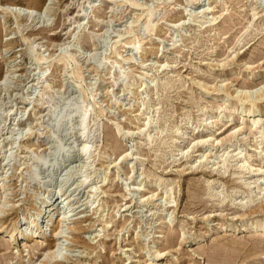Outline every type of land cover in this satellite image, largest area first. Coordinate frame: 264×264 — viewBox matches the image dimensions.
I'll list each match as a JSON object with an SVG mask.
<instances>
[{
	"label": "rangeland",
	"instance_id": "obj_1",
	"mask_svg": "<svg viewBox=\"0 0 264 264\" xmlns=\"http://www.w3.org/2000/svg\"><path fill=\"white\" fill-rule=\"evenodd\" d=\"M263 106L264 0H0V264H264Z\"/></svg>",
	"mask_w": 264,
	"mask_h": 264
},
{
	"label": "bare ground",
	"instance_id": "obj_2",
	"mask_svg": "<svg viewBox=\"0 0 264 264\" xmlns=\"http://www.w3.org/2000/svg\"><path fill=\"white\" fill-rule=\"evenodd\" d=\"M27 9H29V7H26ZM16 9V8H15ZM30 13L28 14L29 16L31 15V11H29ZM20 15V14H19ZM243 100V99H242ZM261 105V103H252V105L250 106V107H248V108H246V109H244V111H245V113L247 114V115H254V113H256L259 109H260V106ZM227 106H225L224 108H222L221 110H220V112H222L225 108H226ZM264 107V106H263ZM71 110V109H70ZM90 111H92L91 109H89ZM226 110V109H225ZM261 110V109H260ZM227 111V110H226ZM89 114V112H88V109L87 108H85V109H82L77 115H76V118L78 119V125H79V128H78V131H79V134H80V136H82L83 134H84V131H85V129H86V118H87V116H89L88 115ZM223 114V113H222ZM221 115V114H220ZM242 115H245V114H242ZM63 115H61L60 113H55L54 114V120L53 121H55L56 122V124L58 125V124H60V122H61V119L63 118L62 117ZM66 117V116H65ZM71 117V116H70ZM240 119V118H239ZM67 121H69V119L67 120ZM63 122V121H62ZM71 123V122H70ZM69 126V125H68ZM71 128V127H70ZM59 146V145H58ZM65 147V146H64ZM64 147H61L60 146V148H57L55 151H54V154L56 155V156H58V155H61V156H64L70 149H65ZM69 153V152H68ZM90 153V150H89V147L87 146V145H84L83 147H82V149L80 150V154L82 155V156H88V154ZM43 163V165H45L46 163L45 162H42ZM35 174V173H34ZM66 197V196H65ZM63 198V199H61L60 201H59V204H63L65 201H67V200H65L66 198ZM66 203V202H65ZM69 203V201H67V203L64 205V206H68L67 204ZM3 205V204H2ZM0 209H1V207H0ZM55 208H49V210H47V214H46V220H45V224H47V225H52V227H51V230H53V234H50V237L52 238L51 239V241H53V244H48L47 246H43V247H41V245L43 244V242H44V240L46 239V238H44V236H43V240H37L35 243H33V244H35L36 246H38L40 249H42V253H43V256H44V259H45V263L46 264H63L62 262H60V260H58L57 258H58V256H60V255H62L63 256V254H61L62 252V248H61V246H63V244H62V242L61 241H63L61 238L63 237V239H66V238H64V232H63V229L64 228H68V229H70V230H72V231H78L79 230V227L77 226V225H72V226H67L66 224H64V223H66L67 221L66 220H68L69 219V211H66V212H63L62 213V216H60V217H58V215H57V217H55V218H53V213H55V210H54ZM0 211H4V209L3 210H0ZM6 212H8V211H6ZM4 215V214H3ZM3 218L0 216V228L2 229V226H3V223L1 222V220H2ZM44 221V220H43ZM167 222V221H166ZM170 223V222H169ZM255 222L253 221V222H250V223H246V224H243V226L245 227V226H247V224H248V226L250 225H252V224H254ZM31 224H33L34 226L37 224V222L36 221H33ZM165 225V224H164ZM163 225V226H164ZM253 226V225H252ZM50 227V226H49ZM48 227V228H49ZM47 228V227H46ZM0 229V230H1ZM8 232V234L6 235L7 236V238H6V240H10L11 239V241H9V243H7V245L8 246H10V245H12L13 243H15V242H18V240H20V239H22V241H23V245L26 247V241L27 240H30V239H33V238H35V237H37V236H40V235H38L39 234V232L40 231H37L36 229H34V228H27L26 226H24V225H21V224H19V223H17V222H15L14 224H12V226H11V228H10V230L9 231H7ZM42 232H45V231H42ZM79 232V231H78ZM43 234V233H42ZM5 237V236H4ZM78 238V237H77ZM39 239V238H38ZM68 239V238H67ZM20 242V241H19ZM33 244H31V246L33 245ZM12 246H14V248H15V245H12ZM11 246V247H12ZM24 246H23V248H24ZM25 250V249H24ZM156 252V254L155 255H158L159 254V252L158 251H155ZM64 257V256H63ZM66 257V256H65ZM64 257V258H65ZM66 259V258H65ZM42 260V259H41ZM62 260V259H61ZM66 261H67V259H66ZM44 262V261H43ZM66 263V262H65ZM40 264V263H39Z\"/></svg>",
	"mask_w": 264,
	"mask_h": 264
}]
</instances>
